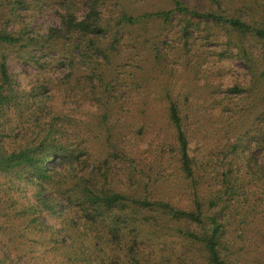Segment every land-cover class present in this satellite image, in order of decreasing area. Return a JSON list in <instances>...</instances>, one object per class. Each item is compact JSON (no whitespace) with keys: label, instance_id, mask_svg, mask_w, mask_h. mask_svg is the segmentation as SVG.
Listing matches in <instances>:
<instances>
[{"label":"trees","instance_id":"1","mask_svg":"<svg viewBox=\"0 0 264 264\" xmlns=\"http://www.w3.org/2000/svg\"><path fill=\"white\" fill-rule=\"evenodd\" d=\"M47 1L0 0V264H255L264 21L223 0L206 11L116 0L118 20L111 0H60L61 25L36 29ZM178 15L184 52L172 60L151 30ZM202 24L207 43L220 24L237 33L219 57L235 50L248 67V86L229 89L238 101L204 67L191 36ZM13 61L38 70L23 84Z\"/></svg>","mask_w":264,"mask_h":264},{"label":"rangeland","instance_id":"2","mask_svg":"<svg viewBox=\"0 0 264 264\" xmlns=\"http://www.w3.org/2000/svg\"><path fill=\"white\" fill-rule=\"evenodd\" d=\"M169 2V0H136L132 9L135 11H144L155 8H167L170 6ZM223 2H225L223 6L231 12L229 14H233L232 9H236L243 17H247L249 20L257 21V23L264 21L263 0H223ZM60 3H62L60 0H48L42 11H34L33 26L37 29L40 25L44 28L61 25L62 15L67 12L70 5L67 2L64 5ZM188 3L191 7L198 8L202 11L212 10L218 7L217 2L214 0H188ZM71 5V8L74 9L78 16H82L88 11V7L85 8L81 1L76 2V4L71 3ZM121 11L122 4L118 3L117 5L116 0H111V2L107 4V7H105V14L111 19L118 20ZM162 24V21L155 20V29L151 30L153 38H160V43L161 40H166L170 45V47H167L169 49L166 50L168 58L180 60L179 55L184 52V39L179 31V25H182V19L178 15L167 24L166 28H162ZM202 28H206V25L202 24L201 29L192 31L191 36L198 41L196 42V47L200 46L202 52L208 55V61L205 63L204 67L208 69V75L211 78L212 84L219 87V96L231 95L232 98L235 99L234 101H238L237 93H231L229 89L234 86H248L251 77L248 67L242 59L234 55L235 50L234 52L228 51L226 57H219V53L225 51L229 47L226 42L229 38H234L235 40L237 33L231 30L227 25L220 24V27L214 31V33L212 31V36L209 38L211 42L207 43L204 39L206 38L207 32L206 29L203 31ZM201 39L203 44L199 43ZM161 46H163V43H161ZM55 68V72L62 71L61 66H56ZM10 69L18 73V78L23 84L28 82V75L38 70L33 63L21 64L14 61L11 62ZM253 154L264 163L263 144L257 145L253 150ZM189 225L193 229L195 228L193 225ZM254 240H260V244L251 246L247 242V247H249L250 251L257 258L255 264H264V238L262 239L259 235ZM199 257L200 260H198L196 264H204L200 255ZM176 263L189 264L187 259L177 260Z\"/></svg>","mask_w":264,"mask_h":264}]
</instances>
